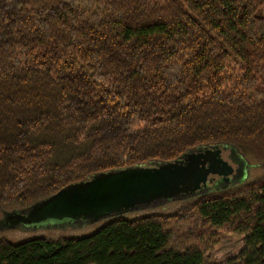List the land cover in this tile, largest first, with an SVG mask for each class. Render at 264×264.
I'll return each instance as SVG.
<instances>
[{
	"label": "trees",
	"instance_id": "obj_1",
	"mask_svg": "<svg viewBox=\"0 0 264 264\" xmlns=\"http://www.w3.org/2000/svg\"><path fill=\"white\" fill-rule=\"evenodd\" d=\"M213 147L262 175L0 264H206L222 233L264 264V0H0V209Z\"/></svg>",
	"mask_w": 264,
	"mask_h": 264
},
{
	"label": "water",
	"instance_id": "obj_2",
	"mask_svg": "<svg viewBox=\"0 0 264 264\" xmlns=\"http://www.w3.org/2000/svg\"><path fill=\"white\" fill-rule=\"evenodd\" d=\"M232 172L220 147L201 149L173 163L100 174L70 185L33 206L26 216H13L9 221L31 225L97 221L160 200L196 194L211 183V177L227 182Z\"/></svg>",
	"mask_w": 264,
	"mask_h": 264
},
{
	"label": "rangeland",
	"instance_id": "obj_3",
	"mask_svg": "<svg viewBox=\"0 0 264 264\" xmlns=\"http://www.w3.org/2000/svg\"><path fill=\"white\" fill-rule=\"evenodd\" d=\"M222 159L228 162L233 169L227 182H219L210 188L206 187L196 194L184 195L173 200H160L150 205L114 214L97 221L77 220L66 224L31 225L17 220L15 223L8 224L5 220L7 215L12 218L15 215L14 212H16L18 215L26 216L27 211H14L12 207L0 209V239L11 243H20L34 238L57 239L89 236L104 223L117 217L135 219L149 213L172 212L184 206L187 202L193 201L202 192H224L251 183L260 178L263 173L260 167L248 166L242 159H238L236 154L230 149H226L222 154ZM243 240L244 237L242 235L220 234L218 243L206 255V264H228L229 260L236 259L243 246Z\"/></svg>",
	"mask_w": 264,
	"mask_h": 264
},
{
	"label": "flooded vegetation",
	"instance_id": "obj_4",
	"mask_svg": "<svg viewBox=\"0 0 264 264\" xmlns=\"http://www.w3.org/2000/svg\"><path fill=\"white\" fill-rule=\"evenodd\" d=\"M222 154L226 151V149H222ZM236 161V160H235ZM220 182V178L219 177H211V183H208L207 187H212L215 186L217 183Z\"/></svg>",
	"mask_w": 264,
	"mask_h": 264
}]
</instances>
